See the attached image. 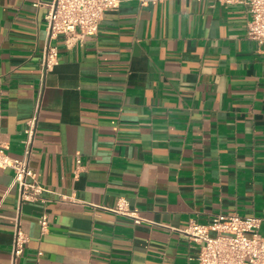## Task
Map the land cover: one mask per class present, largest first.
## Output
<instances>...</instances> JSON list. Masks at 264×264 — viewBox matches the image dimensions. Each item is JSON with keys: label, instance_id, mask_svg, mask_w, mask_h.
<instances>
[{"label": "crops", "instance_id": "1", "mask_svg": "<svg viewBox=\"0 0 264 264\" xmlns=\"http://www.w3.org/2000/svg\"><path fill=\"white\" fill-rule=\"evenodd\" d=\"M50 1L0 0V139L22 156L40 92L30 166L50 191L21 204L0 169V264H199L182 231L218 214L257 217L264 236V49L247 7L122 0L96 35L50 41L41 87ZM120 198L141 223L110 210Z\"/></svg>", "mask_w": 264, "mask_h": 264}, {"label": "built area", "instance_id": "2", "mask_svg": "<svg viewBox=\"0 0 264 264\" xmlns=\"http://www.w3.org/2000/svg\"><path fill=\"white\" fill-rule=\"evenodd\" d=\"M122 0H51L46 15L49 41L42 61L41 84L45 74L58 63V49L50 41L61 35L80 38L94 36L106 12L115 11ZM224 6L243 5L247 7L250 19L247 23V37L264 49V0H212ZM41 107V94L36 97L32 115L24 131L23 152L19 159L10 157L0 139V169L14 171V184L19 191L20 203L44 202L43 194L50 192L36 178L30 166V157L35 139ZM1 134V127H0ZM75 175L81 170V159L76 161ZM112 212L142 222L129 201L120 198L110 209ZM43 231L48 228V218L39 219ZM260 219L239 214L214 216L209 223L190 221L183 229L191 241L199 245L196 259L199 264H264V236L258 231ZM26 237L17 231L13 242L12 261L22 254Z\"/></svg>", "mask_w": 264, "mask_h": 264}]
</instances>
